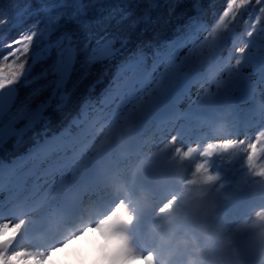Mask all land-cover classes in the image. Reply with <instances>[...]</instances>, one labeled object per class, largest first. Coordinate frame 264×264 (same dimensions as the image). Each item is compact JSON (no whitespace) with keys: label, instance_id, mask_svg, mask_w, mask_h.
Returning a JSON list of instances; mask_svg holds the SVG:
<instances>
[{"label":"snow or ice","instance_id":"snow-or-ice-1","mask_svg":"<svg viewBox=\"0 0 264 264\" xmlns=\"http://www.w3.org/2000/svg\"><path fill=\"white\" fill-rule=\"evenodd\" d=\"M46 0H32L40 5ZM147 4H158L159 0H145ZM79 6L64 10L71 26L87 19L98 9L102 10L111 0H69ZM175 7L182 9L180 16L187 24L174 33L166 35L154 49L134 54L123 61L113 79V88L108 101L119 99L123 89L147 83L148 103L158 104L175 92L180 91L181 82L191 74L210 72L217 92L234 91L239 85L243 89L245 113L237 117L225 133L226 138L209 145L208 155L215 152H233L243 158L244 167L256 180L264 183V0H222L223 7H215L216 0H174ZM184 5H191L185 9ZM23 15L31 8L20 9ZM41 8H36L39 13ZM147 16L151 8L141 10ZM189 11L194 15H189ZM208 13L209 20L201 17ZM7 24V17L0 18ZM243 23V30L238 25ZM63 23H47L45 42L33 51L32 43L37 38L35 30L21 31L15 39L4 45L9 49L0 55V121L7 120L15 128L26 126L43 118L52 100L62 93L77 70L82 50L74 35ZM43 35V34H41ZM117 54L115 40H107L99 48H92L90 62L97 59H114ZM39 73L37 74V70ZM42 79L43 84H35ZM21 99L20 88L34 85ZM52 91L47 95L48 86ZM209 90L205 89L207 93ZM187 96L191 99L190 89ZM182 102V101H181ZM175 142V137L172 138ZM187 154V153H186ZM48 148H41L32 157H14L4 160L0 157V172L8 170L13 180L27 182L34 174V168L47 160ZM204 181L212 182L217 177L209 175L201 166ZM5 187L0 184V199ZM9 197L12 196L8 189ZM25 221L17 214L0 210V264H38L47 258L54 248L45 249L33 245L27 238L21 240ZM247 226L258 229L264 226V209L256 211ZM116 242L106 255L117 258L123 249L124 258L133 264H155L154 255H138L127 243L123 233H118Z\"/></svg>","mask_w":264,"mask_h":264},{"label":"trees","instance_id":"trees-1","mask_svg":"<svg viewBox=\"0 0 264 264\" xmlns=\"http://www.w3.org/2000/svg\"><path fill=\"white\" fill-rule=\"evenodd\" d=\"M38 7L42 11L36 13L35 9ZM73 7L79 6L69 3V0H46L40 5L32 3V0H0V18L7 17L8 19L7 24L0 23V55L9 51L4 46L7 40L15 39L21 31L25 30L37 32V38L32 43L33 51L42 47L47 35V23L50 17L53 23H63L69 29L68 34L74 35V38L78 40L81 49L88 50L87 55L81 56L77 70L66 85L62 98L58 95L56 99L52 100L53 108L50 107L48 115L46 112L43 120H40L41 124L26 126L22 123L18 125L16 130L19 139L4 140V145L0 146L5 147L0 151V154L7 155L10 150H16L15 153L20 152L19 154L24 153L28 148L42 141L48 132L72 127L73 125L69 124V122L71 123V114L88 105L95 94H98L96 97L97 105H100L102 100L108 104L105 99L109 97L112 91L113 79L121 63L134 57V54L154 49L162 37L176 32L187 24V20L180 16L182 9L175 7L174 0H159L158 4H147L145 0H111V3L105 4L102 10L98 9L87 19L71 26L66 16L63 20L58 17L64 15L65 9ZM183 7L190 9L191 5H184ZM215 7L217 9L222 8V0H216ZM24 8H31L32 11L21 15L19 10ZM144 8H151L149 15L142 14L141 10ZM189 15H194V13L189 11ZM201 18L209 20L210 16L205 13ZM237 27L238 31H241L244 25L241 23ZM117 32H123L125 39L122 40ZM106 38L107 40H115V48L117 49L115 58L97 59L95 62H90L91 49L97 45L102 46ZM38 73L39 69L37 70ZM43 83L42 79L35 81V84ZM35 84L30 86L33 87ZM24 88L26 89L22 85L20 93L25 92ZM127 89L128 87L123 91ZM51 90V85H49L47 91ZM58 103L60 105L57 107ZM101 108L102 106L99 109ZM97 114L98 112H96ZM29 126L34 128V133L37 135L30 142L27 128ZM94 129L95 123L85 124L84 133H92ZM43 163H39L36 167H44L45 164Z\"/></svg>","mask_w":264,"mask_h":264},{"label":"rangeland","instance_id":"rangeland-1","mask_svg":"<svg viewBox=\"0 0 264 264\" xmlns=\"http://www.w3.org/2000/svg\"><path fill=\"white\" fill-rule=\"evenodd\" d=\"M238 91H239V89H238ZM148 99H149L148 96H146L142 102H140L141 100L140 101L138 100L137 102L130 104L131 106L126 109L127 110L126 112H124L119 117L116 116L115 118H113L110 121L108 128L106 129V132L108 131L106 133V135H108V138H106V135H105L102 139L103 144L106 141L109 143L116 142L115 140H113L114 138H117L119 135L123 134L124 132H127V130L131 129V128H136L139 135H142V136L143 135H145V136L150 135V140L152 139V142H154V143H155V141L157 142L160 139L159 138V130L157 131L158 128L147 130V128H145L141 125V123L144 121L145 117H147L146 115L149 114L150 111H154L156 109V106L158 105V104H149ZM137 104H139V106ZM131 114H134L137 117L131 118L130 117ZM3 125H1V126L3 127ZM173 133L174 132L172 131V132H169L168 135H164L163 140H165L164 141L165 143H163V141H162L161 142L162 144L157 145L156 148H160L162 146H164V147L171 146V149L173 152V157L180 164H184V163L193 164V169H200L201 166H203L205 168L204 161L202 162L203 165L201 164V161H200V160H202L201 154H200L201 150L203 149V150H206V152H208L209 151V145L215 144L219 141L217 140L215 142H210V143H205V144L199 143L198 145H191L188 142H186L185 140L179 141L177 139H175V142H172L171 138H172ZM199 145H203V146H199ZM98 150H99L98 147L95 146L93 151H92V154H98ZM148 150H150V149H148ZM152 151L153 150H151L150 152H152ZM156 153H158V152H156ZM179 153L184 155V157L179 158L178 157ZM215 153H219V154L226 153V156L224 159L226 160L227 163H230L231 165H233V169L236 170V173L240 174L239 176H242V175L244 176L246 173H248L247 169L244 167V161H243L242 157L238 156L237 154H235L233 152L218 151ZM91 156H93V155H91ZM80 167H78L77 171H79ZM67 180L68 179H66V180H64V179L63 180H57V179L54 180L52 194L55 196H59L60 190L63 187V185L67 182ZM98 191L99 190H97V191L95 190L94 192L97 193ZM94 213H97V211H95ZM103 219L101 220L102 222L105 221ZM95 228L100 229V224H99V227L97 226ZM108 233L109 232L106 229L105 235L107 237L109 235ZM109 239L114 240V239H116V237L110 236ZM138 255H140V254H138ZM110 264H119V263H116L115 261L110 259Z\"/></svg>","mask_w":264,"mask_h":264},{"label":"clouds","instance_id":"clouds-1","mask_svg":"<svg viewBox=\"0 0 264 264\" xmlns=\"http://www.w3.org/2000/svg\"><path fill=\"white\" fill-rule=\"evenodd\" d=\"M257 230L264 235V226ZM115 244L102 229L85 228L54 247L38 264H110V259L102 253H107Z\"/></svg>","mask_w":264,"mask_h":264},{"label":"bare ground","instance_id":"bare-ground-1","mask_svg":"<svg viewBox=\"0 0 264 264\" xmlns=\"http://www.w3.org/2000/svg\"><path fill=\"white\" fill-rule=\"evenodd\" d=\"M117 35L123 40V39H125V38H123L124 37V35H123V32H117ZM147 115H149V114H147ZM58 171V170H57ZM58 175V172L55 174V175H53V177H55V176H57ZM178 181H176L175 182V185H176V183H177ZM174 185V184H173ZM201 186L202 185H204V182H203V180H202V182H201V184H200ZM118 208L117 209H120L121 208V205H119L118 203H117V205H116ZM117 214V212H111V211H109L108 212V215H107V221L106 222H104V223H102V224H100V229H102L103 231L105 230V228L113 221V218H116V216L115 215ZM81 220V219H80ZM105 232V231H104ZM112 236V235H111ZM108 237L110 238V235H108ZM116 242H118V241H120V238H118V237H116V239H114ZM113 261H115L116 263H119V264H133V262L132 261H130V260H128V259H126V258H124V254H123V249L121 250V254H120V256H118L117 258H113L112 259Z\"/></svg>","mask_w":264,"mask_h":264},{"label":"water","instance_id":"water-1","mask_svg":"<svg viewBox=\"0 0 264 264\" xmlns=\"http://www.w3.org/2000/svg\"><path fill=\"white\" fill-rule=\"evenodd\" d=\"M1 122V121H0ZM12 134V128L10 125H8L6 128L4 129H0V138L1 137H5L7 138L8 136H10Z\"/></svg>","mask_w":264,"mask_h":264}]
</instances>
